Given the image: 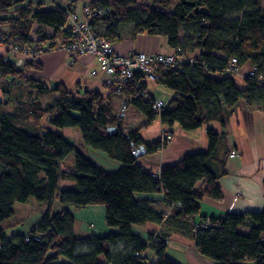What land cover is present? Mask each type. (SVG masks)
Wrapping results in <instances>:
<instances>
[{"label":"trees","instance_id":"1","mask_svg":"<svg viewBox=\"0 0 264 264\" xmlns=\"http://www.w3.org/2000/svg\"><path fill=\"white\" fill-rule=\"evenodd\" d=\"M104 4L110 12L93 21L99 34L121 40L125 25L132 38L143 33L166 36L179 57L193 59L176 69L160 70L158 81L174 92L160 111L141 94L146 83L124 88L123 98L146 118L138 129L125 132V118L119 117L109 96L99 90L73 92L64 83L52 88L41 74L44 67L38 57L17 65L0 52V87L7 93V85L24 86L29 95L15 100L9 111L0 100V264H180L168 255L167 232H151L147 239L134 233L133 226L149 222L192 239L199 253L216 264H264V209L195 223L204 198H224L221 175L212 167L223 134L209 128L207 150L189 152L158 173L146 170L131 150L132 141L145 143L148 154L168 146L161 139L146 142L140 135L158 119L192 131L212 119L225 125L227 112L243 98L250 107L264 109V82L259 79L264 80V0ZM70 11V6L44 9V3L35 0H0V28H6L5 33L0 29V37L9 39L2 45L9 47L12 40L34 48L47 44L46 50L62 48L73 39L66 28ZM233 58L240 67L250 63L257 68L256 76L245 77L246 88L227 72ZM53 94V100L45 102ZM203 107L206 113L200 111ZM111 125L118 131L109 133ZM71 127L80 129L85 145L105 152L120 167L106 170L84 154L60 131ZM73 153V169L63 168ZM65 180L73 184L62 187ZM155 192L164 194L172 206L170 214L136 198L138 193ZM32 196L49 202V209L29 232L7 235L3 222L15 215V203ZM55 199L63 205L58 212L53 211ZM88 205H103L107 225L118 231L78 237L74 209ZM209 219L210 225L204 226ZM148 249L154 251V261L145 254Z\"/></svg>","mask_w":264,"mask_h":264},{"label":"crops","instance_id":"2","mask_svg":"<svg viewBox=\"0 0 264 264\" xmlns=\"http://www.w3.org/2000/svg\"><path fill=\"white\" fill-rule=\"evenodd\" d=\"M91 0H51L44 5H53L68 7L78 12L82 7ZM47 9V8H46ZM49 9V8H48ZM124 38L114 42L115 48L120 53H129L131 51H142L149 53H170L173 49L169 45V39L166 36L150 35L147 33L140 34L136 38L130 36V28L125 29ZM44 46V52L38 56L43 62L42 76L46 83L54 88L59 83H64L68 89L73 92H84L85 90H99L105 96H109L115 111L120 109L123 96L109 90L104 82L105 74L100 70L98 60L92 55L81 57H71L61 47L55 50L47 49ZM4 47V46H3ZM0 47V52L8 54L17 65H23L31 57L15 54L13 51H7ZM253 68L250 63L241 66L240 74L236 75L239 86L246 88L245 77ZM97 71V74L93 72ZM8 92L5 93L0 87V100L6 102V110H12L15 106V100L28 99L24 96L27 88L18 85H7ZM23 88V89H21ZM147 92L154 97L165 100L166 105L174 97V92L159 81H147ZM25 89V90H24ZM30 89V88H29ZM20 92V94H18ZM28 93V92H27ZM132 115L141 116L138 123H143L146 118L135 107ZM202 113H206L208 108H201ZM130 116V113L128 114ZM129 117H126L123 124L125 132H130L139 127L129 128ZM49 125L48 122H44ZM141 124L139 126H141ZM213 128L216 132L223 134L222 144L215 154V160L212 161V167L219 173V183L224 194L223 200H215L206 197L201 202V213L195 219V223L199 224L205 217H219L229 212L256 211L264 209V109L250 107L246 99H241L225 116V125L218 119H212L196 130H184L179 123L172 126L163 124L159 119L148 127L140 130L141 137L146 142L159 140L164 131L174 133L173 140L168 146L153 154H147L140 159L146 170L154 173L160 172L164 165L177 163L185 154L193 151L207 150L209 148L208 129ZM64 129L60 131L65 134ZM72 130V129H71ZM65 134L72 137V134L81 133L78 131H69ZM81 136V137H80ZM68 139V138H67ZM84 144V143H83ZM236 150L238 155L231 157V152ZM100 160H93L100 166L109 171L117 170L120 164L113 163L111 168H106L103 163H109L102 153H95ZM70 158L67 157L63 161V168L73 169L74 162L65 165ZM102 161V162H101ZM61 186L73 184L70 181H61ZM201 185V182L198 186ZM136 198L141 202H148L152 208L157 211L171 213V207L165 200L162 192L155 193H138ZM57 200V199H56ZM63 205L59 206L55 212L60 211ZM76 222L74 226L75 234L80 237H88L91 235L106 236L112 232H117L118 228H113L106 223V209L103 205H88L85 207L74 209ZM133 231L142 239H147L151 232H167L168 239V255L180 264H216L212 259L205 257L194 251L196 245L194 241L182 233L168 230L161 224L149 222L145 225L133 226ZM148 254L152 261L155 260L154 251L148 249ZM103 261L105 259L101 257Z\"/></svg>","mask_w":264,"mask_h":264},{"label":"built area","instance_id":"3","mask_svg":"<svg viewBox=\"0 0 264 264\" xmlns=\"http://www.w3.org/2000/svg\"><path fill=\"white\" fill-rule=\"evenodd\" d=\"M110 12V7L104 4V0H91L84 5L80 12L70 11L67 27L73 33V39L66 43L62 48L71 57H81L85 55L94 56L100 65V70L105 74L106 87L115 93L122 94L127 85H136L142 88L147 81H158L160 70H172L180 66L181 61L177 50L173 49L170 53H149L142 51H131L120 53L116 50L114 42L108 37L99 34L93 23L97 18H103ZM0 40V44L9 41L8 38ZM15 54L38 57L44 52V48H34L31 46L18 45L10 40L8 45ZM241 67L237 58H233L228 66L227 72L233 75L240 74ZM97 74V71L93 72ZM257 68L253 67L249 74L256 76ZM264 82L262 76L259 78ZM152 103L154 109L162 110L166 106L162 98H154L143 88L142 93ZM129 103L126 98L121 101L118 112L119 117L126 118L129 111ZM109 133L118 131L117 125L108 128ZM174 133L164 131L160 139L163 142H171ZM131 150L135 157L142 158L148 154V147L145 143L131 142ZM238 155L236 150L231 152V157ZM204 226L210 225V219L204 220Z\"/></svg>","mask_w":264,"mask_h":264},{"label":"rangeland","instance_id":"4","mask_svg":"<svg viewBox=\"0 0 264 264\" xmlns=\"http://www.w3.org/2000/svg\"><path fill=\"white\" fill-rule=\"evenodd\" d=\"M35 1H38V2H43L44 5L45 4H48L47 2H50L51 0H35ZM53 5H48L47 7H45L44 9H50L52 8ZM71 10H73L71 8ZM73 11H76V10H73ZM3 33L6 32V28L3 29V28H0ZM124 31L126 29V26L124 25ZM5 36V37H3ZM2 37H0V40L4 41L3 39L6 38L7 36L3 34ZM2 47L4 45H1ZM9 47L7 46H4L3 49H8ZM7 51H11V49H8ZM192 57V56H191ZM190 58H188L187 55L185 56H180V61L181 62H186V60L189 61ZM193 59V58H191ZM190 59V60H191ZM20 94V92L18 93ZM28 96L27 94V91L25 90L24 91V96ZM57 94H53L51 96H48L46 99H45V102L47 101H52L53 98L56 96ZM133 111V108L128 111V114L130 113V116L128 115L127 117L128 120L130 121V127L129 128H135V127H139V125L141 123H138L139 122V119L141 116H138V117H134L132 115V112ZM142 118V117H141ZM72 129V130H71ZM76 131V132H80V129L77 128V127H71V128H66L64 130L65 134H70L69 131ZM81 133V132H80ZM72 137H67L68 140L74 144H76L81 150L82 152H84V154H86L88 157H90L91 159L93 158L94 160H100L99 157L97 156V154L95 153H102V155H104V157H106L107 161H109V163H103L102 161V164H104L106 166V168H111V164L113 163H118L120 164L118 161L116 160H113L111 158L108 157V155L101 151V150H97V149H94L90 146H87L84 143L83 141V138H79V134H72L71 135ZM81 137V136H80ZM71 161H75V154H71L70 155V158L65 162V165H70V162ZM61 202L57 199H55L53 201V211L55 212L59 206H61ZM50 207V203L47 202V201H39L37 198L35 197H30L27 201L25 202H16L15 203V215L11 218H8L6 219L4 222H3V226H5L7 229H6V233L7 235L11 236L12 234L14 233H27L31 230V228L43 217L44 213L49 209ZM195 252L197 251L199 253V251L197 249L194 250ZM196 252V253H197ZM200 254V253H199Z\"/></svg>","mask_w":264,"mask_h":264}]
</instances>
